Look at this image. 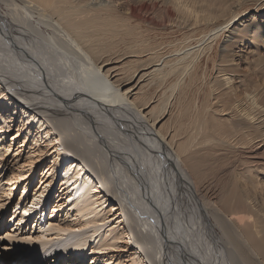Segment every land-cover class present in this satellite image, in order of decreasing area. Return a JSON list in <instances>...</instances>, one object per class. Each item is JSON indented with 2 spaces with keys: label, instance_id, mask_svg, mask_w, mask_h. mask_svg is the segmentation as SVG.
<instances>
[{
  "label": "bare ground",
  "instance_id": "bare-ground-1",
  "mask_svg": "<svg viewBox=\"0 0 264 264\" xmlns=\"http://www.w3.org/2000/svg\"><path fill=\"white\" fill-rule=\"evenodd\" d=\"M3 3L8 13H0V111L7 114L0 113V161L9 152L7 146H2L10 128L9 112L16 115L19 110L22 116L28 115L26 125L36 124L35 146L41 139H47L51 144L47 146H52V152L41 147L29 151L22 165L20 154L15 155L17 161L9 169L5 183L12 192L21 182H26V190L37 168L47 157L51 160L43 166L41 186L34 200L27 201L28 190L17 204L11 220L13 232L24 233L20 222L43 214L41 208L48 205L55 181L67 166L61 173L64 179L61 188L58 187L51 220L48 217L47 222L37 224L35 233L56 237L64 235L68 228H93L94 234L71 253V257L79 259L77 264H85L90 258L94 264H115L117 255L112 253L125 251L130 253L127 259H120L117 264L125 261L264 264V214L258 217L256 199L235 185L225 193L221 208L209 212V204L199 200L195 183L185 168L188 162L197 167V161L189 157L186 162L182 157L193 145L186 143V146L184 142L174 146L173 137L168 140L156 129L159 116L154 115L155 109L149 111L150 118L145 114L152 99L149 101L144 93L132 100L130 95L135 86L124 91L122 87L134 83L142 70L164 58L156 53L159 47L156 49L153 41L157 39L146 32L170 28L178 33L188 31L180 43L185 45L180 49V45L172 47L171 53L179 54L177 58L164 60L160 67L164 65L165 69L158 68L150 74L152 83L161 76L157 87L175 77L174 89L186 75L190 83L195 80L194 72L189 71L212 47H203L204 43L216 42L213 53L217 54L221 38L228 33L218 54L222 61L217 66L214 105L209 117L214 127L224 131L221 138L226 145L231 144L235 150L245 149L250 159L260 157L259 148L264 152V87L256 92L260 85L249 78L252 72L248 73L250 80L241 78L239 71L230 73L225 62L233 63L225 58L228 53L224 52L234 47L248 49L246 58L243 54L240 58L236 56L233 65L238 68V59L245 58L247 68L264 81V0H3ZM118 6L127 10L125 16ZM248 10L251 12L239 19ZM131 20L137 22V27L131 25ZM142 26L147 29L143 31ZM194 38L197 43L191 47L193 44L187 42ZM120 45L126 56L138 57L133 74L128 72V76L121 78L113 76V68L106 70L110 60L101 61ZM145 54H150L149 59L140 58ZM194 68L198 70L200 65ZM235 80L241 87H248L243 97L233 84ZM140 97L142 101L137 102ZM208 120L203 116V122ZM115 133L121 136L114 137ZM115 165L120 166L118 171ZM66 194L67 206L63 203ZM228 200L235 206L229 214ZM61 211L66 212L65 218H59ZM63 220L66 223H61ZM111 222L113 225L100 232ZM65 224L68 225L62 226ZM1 225L2 220L0 229ZM215 229L222 232L220 239ZM59 242V248L66 246L62 239ZM90 242H94V247L88 256ZM106 250L112 258L101 263ZM19 261L16 264H27L23 259Z\"/></svg>",
  "mask_w": 264,
  "mask_h": 264
},
{
  "label": "rangeland",
  "instance_id": "rangeland-1",
  "mask_svg": "<svg viewBox=\"0 0 264 264\" xmlns=\"http://www.w3.org/2000/svg\"><path fill=\"white\" fill-rule=\"evenodd\" d=\"M120 7L121 6H118V8ZM119 10L120 12L122 11L120 13L121 15L123 16L126 15L125 12H127V10L123 8L122 9L120 8ZM250 12L248 10V12H246L244 15H241L239 19L245 15H248ZM252 12H256V10L252 9ZM0 13L2 14L8 13V7L5 5V3H3V0H0ZM115 13H118V11H116ZM131 22H132L131 24L132 26L134 24V26L136 25L135 27H137L136 21L131 20ZM146 29H147L146 26H144V28L142 26L143 31H145ZM156 32L157 31H149V32H146L145 34L147 35L149 34V36L151 37L154 36L157 39L153 41V44L155 45L156 49H158L159 47V49L156 50V53L164 56L163 60L158 64H153L145 71L142 70L138 78L134 79L133 81L134 83L131 82L132 84L130 83L131 85L130 84L126 85L127 87L122 86L123 91L125 89H129L135 86L134 89H132L131 91L132 94L130 95L132 100L135 99V96H142V94L144 93H145L144 96H147L146 98L149 101H151L150 99H152L150 106H147L148 109L146 108L145 110V114L148 113L149 118H150L149 111L151 112V109L152 110L155 109L154 115L159 116L158 125L156 129L161 130L163 132V135H165L166 139L168 140H170L171 137H173V142H175L174 146L176 145L177 147L180 144H184V142H185V145L186 143H188L191 146L193 145V148L190 149V152L187 154H182V157H183V161L186 160V162L188 160L187 158L189 157H191L193 160L195 159L194 161H197L196 163L197 165H195L197 167H194L192 163L188 162L187 164L185 163L186 164L185 168L187 170V173L190 179L195 183V186L197 189V197L202 203H205L207 205L209 204L208 205L209 212L213 213L217 211V209H220L222 206V202H223L222 200L225 197V195H227L235 185H238L239 188H241V191L243 193H245V191L249 192L251 193L252 197L256 199V204H257L256 209L259 212L258 217H262V214H264V176L262 174V169L264 168L263 167L264 166L263 150L259 148L261 150L260 151L261 155H259L260 157H255L254 159L252 158L250 159V157H248L247 153L244 151L245 149L236 148L235 150V147L232 146L231 144L228 143V145H226L227 143L224 142V140H222L221 138V132H224V131L219 129V127H214L213 121L209 117V114L211 113L210 109L214 105L213 98L215 97V95H212V94H213V89L215 86L214 81L217 77L216 76L217 71H218L217 66H219V63H221L222 61V59H219L218 54L221 52L220 51L221 46L225 44L224 37L228 33L224 34L223 37L221 38L220 40L221 42L218 45L220 50L219 48L217 49V51L219 50L217 54L213 53L215 47L217 46L216 42H214L211 45H208L211 42V40H208L204 43L203 47L204 46L205 47L212 46V47H211V51L208 52L209 55L207 52H204L201 58L195 61V63L193 64V69L189 71V73L194 72L195 80H193L190 83V77L189 75H186L183 77L184 79L181 82V84L178 85L177 88L175 87L174 89L172 86L173 84H175L174 82V80L176 79L175 77L169 78L170 79L169 81H165L164 84L157 87L156 82L158 83L161 76L158 78H155V82L152 83L151 80L153 78H151L152 75L150 74H153V72H155V70H157L158 68L165 69L164 65L160 67V65L164 62V60L173 61L177 58L179 54L171 53L172 47L173 46L176 47L178 45H180L179 49L183 47L185 44H180V43L183 41V38H184L183 36L186 35L188 31H182V33L180 32L181 33L180 34L178 33L179 32L178 30L176 31V29L170 28L165 31H161L162 33L161 32L156 33ZM200 37L201 36H199L198 39ZM161 39L162 40L164 39V40L161 41ZM196 40L197 38H194L193 40L191 39L187 43L193 44L191 46L193 47L197 43ZM161 42L163 44H161ZM187 49L189 48H186L185 50ZM196 50L198 49L197 48L193 49L191 52H195ZM240 50L241 48L237 49V47H234L233 49H229L228 51L224 52L226 53V55L228 53L227 56L225 55L226 56L225 58L228 59V61L232 62L233 64H234V60H236L237 57L240 58L244 55L246 58V55H247L246 51L248 49L246 51L245 50L240 51ZM149 55L150 54H145L144 56L140 58L149 59L148 57ZM245 58H243L242 60L238 59L239 61L238 68L234 67V65L231 63L228 64L225 62V64H227V67L228 66L230 67V68L228 67L227 70L229 69L230 73L233 70H234V73L235 71L237 72L239 71V73L241 74V78H243L244 80H247V78L249 77L248 73L252 72L249 78H252L254 80V84H258L261 86L260 87L257 85L259 89L256 90V92H261L262 87H264V81L259 74H254L253 71L247 68V66L245 65V63L247 62L245 61ZM102 60H107V61L110 60V62L106 65L107 66L106 70L113 68V71H112L113 76L117 75L118 77L121 78V77L128 76V72L130 73L132 72L133 70L132 67L133 65H136L135 62L138 60V57L130 56V55L126 56L123 51V47L120 45V47L118 46L114 51L112 50V53L109 52L108 55L105 54L103 56V59H101V61ZM196 65H200V68L198 70L194 68V66ZM231 66H232V69H231ZM167 68H169V66ZM237 72L236 74H239ZM145 73H148V74L142 80H139L140 78H142L141 76H143ZM116 79L117 78L112 79V80L115 81ZM236 80L233 84L239 87L238 92L240 93V95H242L241 97H243V94L245 93L244 90H246V88L248 89V87H244V88L241 87L239 84H236L237 83ZM249 88H251V86ZM141 101H142V97H140L139 101L137 102H141ZM158 104L159 105L161 104V105L159 106ZM165 105L167 106V108L164 109V107H166ZM16 111H17L16 115H14V112H9V116L12 117L11 123L9 124L10 128L5 132V137L7 139L4 138V141L2 144V146H7V148H9V152L8 153L5 152L3 159L0 161L2 162V166L5 165L4 167L2 166L0 167V222L2 220V225H1L2 228L0 229V264H16L20 259H23V261L27 264H66L68 263V261L70 262V264H77L79 259H75L74 257H71L72 256L71 253L74 250H76V248H78V246L82 242L86 240L87 236L94 234L93 228L91 227H87L84 229L83 228L82 229L68 228L64 235L56 236V237L54 236L45 237V236H41L38 233H35L38 230L36 229L37 224L39 225L42 222H47L48 217H49V221L51 220V214L53 212L54 207L56 206L55 205L56 197L58 196L59 191H60L58 187L61 188V185L64 179V175H61V173L64 172V169L67 166L63 168V170L59 174V178L55 181L56 187H55L54 193L48 205H45L46 207L41 208V210H44L43 214L42 213H39L37 215L34 214L32 215L30 221L27 222V219H26L25 222H20L21 226L24 227V233H21V232L14 233L13 232L15 230L12 227L14 222H11V220L13 219L12 217L15 211H17V204L20 203L21 198L23 199L24 192L28 190H29V196L27 198V201L32 202L34 200V194L36 193L37 188L41 186L40 180L42 179L43 166L48 164L51 160L50 157H47V161L44 160L42 166L37 168V171L32 177L33 182L26 190H25L26 182L25 183L21 182L16 188V190H13L12 192L11 191L12 188L6 185L5 183L7 182L9 175H10L9 169L17 161V160H14V158H16L15 155L16 153L20 154V157L18 159H19V162L20 161L22 162L21 163L22 165L25 162L29 151L40 150V147H41L45 151L52 152L50 150L52 146H47V145H51L49 142H47V139H43V140L41 139L39 143L37 144L38 146L34 145V142H33L34 139L38 138L37 136L38 131H37L36 124H33L31 126L26 125L25 118L28 115L22 116L19 110H16ZM0 113L3 115L7 114L1 111ZM205 115L209 119L207 122H203V116ZM216 118L220 119V117L218 116H216ZM223 129H225L226 131V126H223ZM28 131H31V135L27 137ZM115 134H117L118 136L114 135V137L115 136L119 137L120 135L119 133H115ZM119 144L121 143L119 142ZM188 144L186 146H188ZM112 155L113 157H115L116 160H120V159H117L118 157H116L115 154H112ZM198 161H201V163H198ZM249 161L250 163H248ZM118 166L119 165H115L117 171L120 168V166L119 167ZM241 176H242V180H240ZM252 177H254V179ZM250 179L251 180L256 179V180L253 183V181H251ZM43 188L44 187H42V189ZM55 193L56 195L54 196ZM65 196L66 197L64 198L63 203L66 202L65 204L67 206V203H68L67 196L68 195L66 194ZM25 199L26 198H24V200ZM23 201L21 202V206H24ZM228 202H229L228 204L229 210H228V206L226 208L227 210L225 209L226 213L228 212L227 214H229L231 209H232V212H234L233 210L235 209L234 208L235 206H233V201L231 202V200H228ZM63 209L64 208H62L61 210ZM225 210L223 212H225ZM59 214H60V217L59 216L58 217L60 219L65 218L66 216L65 211H61ZM52 220L54 219L52 218ZM65 221L66 220H63L61 223H66ZM113 223L114 222H111L107 224L106 226L102 227L100 229V232H103L107 227L113 225ZM67 225L68 224H65L62 226H67ZM215 231H217L216 232L217 238L220 239V236H222V232H220L217 229H215ZM40 236L41 238L39 239ZM60 239H62L63 241L62 243L66 244V246L63 248L58 247L60 245L59 244ZM126 240L127 239H125V241ZM90 243H91V249H90V246L88 248L90 249V251H88L87 249V254H90L88 256H91V253H92L91 250L94 247V242H90ZM106 252L108 254L105 253L101 255V257H103L104 259L103 261H101V263L105 262L106 260L109 261L112 258L111 255L115 254L117 255V257L113 262L117 264L118 261H120V259L124 261V259H127L128 255L130 254V253H127L126 251L122 253H112V254H110L111 252L108 250H106ZM60 254H62L63 256H58ZM13 260L14 262H12ZM85 264H94V263H92V259L90 258V260H88ZM96 264H100V263H96ZM124 264H131V263H128L125 261Z\"/></svg>",
  "mask_w": 264,
  "mask_h": 264
}]
</instances>
